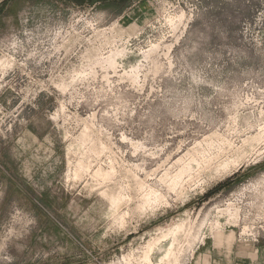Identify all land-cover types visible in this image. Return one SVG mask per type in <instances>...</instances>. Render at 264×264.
Returning <instances> with one entry per match:
<instances>
[{
    "label": "rangeland",
    "instance_id": "374dc122",
    "mask_svg": "<svg viewBox=\"0 0 264 264\" xmlns=\"http://www.w3.org/2000/svg\"><path fill=\"white\" fill-rule=\"evenodd\" d=\"M264 264V0H0V264Z\"/></svg>",
    "mask_w": 264,
    "mask_h": 264
},
{
    "label": "crops",
    "instance_id": "0c3cea01",
    "mask_svg": "<svg viewBox=\"0 0 264 264\" xmlns=\"http://www.w3.org/2000/svg\"><path fill=\"white\" fill-rule=\"evenodd\" d=\"M202 261H203V259H205L206 257H208V260L210 261L209 263L210 264H218L216 261H220V258L218 257V256H214V254L212 255V254H203L202 255Z\"/></svg>",
    "mask_w": 264,
    "mask_h": 264
}]
</instances>
